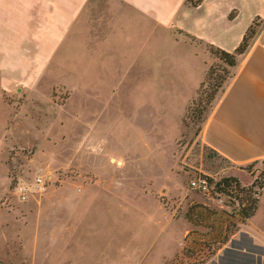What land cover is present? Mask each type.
I'll return each instance as SVG.
<instances>
[{
	"label": "rangeland",
	"instance_id": "1",
	"mask_svg": "<svg viewBox=\"0 0 264 264\" xmlns=\"http://www.w3.org/2000/svg\"><path fill=\"white\" fill-rule=\"evenodd\" d=\"M254 28L262 33L264 22ZM212 66L182 123L173 99L152 97L131 79L95 83L105 106L84 105L78 91L72 108L65 104L68 91L59 87L1 92L0 199L15 211L7 232L15 238L1 243L0 253H13L9 257L23 264L230 262L244 221L240 210L257 201L262 181L258 172L252 180L240 176L251 181L240 184L245 191L215 186L232 176L230 164L199 139L227 70L216 59ZM36 175L50 178L45 191L21 202L17 184H32ZM200 176L215 186L210 195L191 188ZM182 218L190 225L184 238L189 225Z\"/></svg>",
	"mask_w": 264,
	"mask_h": 264
},
{
	"label": "crops",
	"instance_id": "2",
	"mask_svg": "<svg viewBox=\"0 0 264 264\" xmlns=\"http://www.w3.org/2000/svg\"><path fill=\"white\" fill-rule=\"evenodd\" d=\"M254 21L264 22V0H0V93L59 87L68 91L65 104L72 108L78 91L86 96L84 105L105 106L95 83L131 79L152 97L173 99L182 123L215 61L202 45L232 53ZM199 139L230 164V176L241 186L251 184L241 175L252 180L261 173L254 214L238 224L232 239L237 251L225 264H262L264 30L238 59ZM12 214L0 199V244L15 238L7 235ZM10 255L0 253V262L23 264Z\"/></svg>",
	"mask_w": 264,
	"mask_h": 264
},
{
	"label": "trees",
	"instance_id": "3",
	"mask_svg": "<svg viewBox=\"0 0 264 264\" xmlns=\"http://www.w3.org/2000/svg\"><path fill=\"white\" fill-rule=\"evenodd\" d=\"M256 22L257 21H254V23L248 28V30L246 31L240 45L232 53L225 52V51L220 50L218 48H215L213 46H207L210 49V54L214 55L216 60L221 61L222 63H224L227 66V70L224 71V76L218 78V81L215 85L214 93H213L212 97L210 98V100L213 102V105L215 104L216 100L218 99L221 92L223 91L226 83L232 77V75L234 73V69L237 66L238 59L246 53V51L250 47L251 43L253 42L254 38L256 37L257 33H256L255 28H254ZM212 67L213 66L211 65L210 68L208 69L206 79L210 78V75H211L212 70H213ZM206 79H205V81H206ZM205 81L201 84V86L205 83ZM197 93H198V91H197ZM213 105L210 107V110H212ZM214 155H216V154H214ZM221 184H223L227 187L231 186V184H234L238 191L244 190L243 188L241 189V186H240L238 180L234 177H229V178L223 179L220 183H216L215 186L218 187ZM252 186H254V184H252ZM247 191L251 192V189H248ZM249 198H250V196H249ZM255 208H256V200H250L249 199L248 205L246 207H243L240 210L239 215L242 218V220H246L249 217H251L254 214ZM0 264H2V263L0 262Z\"/></svg>",
	"mask_w": 264,
	"mask_h": 264
},
{
	"label": "built area",
	"instance_id": "4",
	"mask_svg": "<svg viewBox=\"0 0 264 264\" xmlns=\"http://www.w3.org/2000/svg\"><path fill=\"white\" fill-rule=\"evenodd\" d=\"M50 178L47 177V175L43 176V175H36V177L33 180L32 184H28V183H19L17 184L16 188H15V192L17 195V198L25 203L29 200V198L34 195V194H39L41 195L45 189L47 184L49 183ZM190 186L193 190H196L204 195H210L211 192L214 191L215 186L212 185V183H210V180L207 177H197L194 178L190 181ZM224 185L221 184L220 187H223ZM235 185L231 184V186L228 187H232ZM255 198L258 199V196L256 194H254Z\"/></svg>",
	"mask_w": 264,
	"mask_h": 264
}]
</instances>
